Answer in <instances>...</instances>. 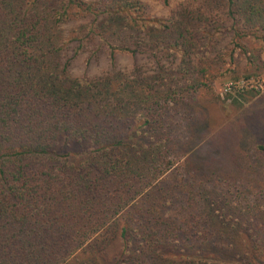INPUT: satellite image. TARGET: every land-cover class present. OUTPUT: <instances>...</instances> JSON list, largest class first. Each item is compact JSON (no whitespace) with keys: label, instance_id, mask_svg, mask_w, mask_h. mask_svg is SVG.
I'll return each instance as SVG.
<instances>
[{"label":"trees","instance_id":"trees-1","mask_svg":"<svg viewBox=\"0 0 264 264\" xmlns=\"http://www.w3.org/2000/svg\"><path fill=\"white\" fill-rule=\"evenodd\" d=\"M223 32L229 60L263 71L264 0H186L168 18L143 0H0V264H101L114 240L111 264H264V143L236 156L260 181L216 176L182 163L170 113L209 86L196 58ZM96 35L108 72L73 74ZM117 52L149 53L157 72L115 71ZM257 91L232 84L225 100Z\"/></svg>","mask_w":264,"mask_h":264},{"label":"rangeland","instance_id":"rangeland-1","mask_svg":"<svg viewBox=\"0 0 264 264\" xmlns=\"http://www.w3.org/2000/svg\"><path fill=\"white\" fill-rule=\"evenodd\" d=\"M143 1L147 4V10L151 15L168 18L186 0H168L167 3H164L163 0ZM219 12L216 16L225 18V15ZM224 22L230 24V19L227 18ZM93 23L91 27L95 26V22ZM79 24V21H72L63 25L60 34L63 36L68 35L71 31L77 29ZM88 41L89 43L85 44L79 54L72 59L71 72L75 75L90 76L102 75L108 72V51L103 46V41L97 35ZM254 42L255 40L250 44L252 48L259 47L261 44L260 41L259 43ZM212 46L214 52L209 53V56H203L201 52L203 60L201 61L199 55L196 58L197 64H195L198 69L199 67L201 69L205 68L202 80L211 79L209 86H201L193 96L180 102L176 107L177 111L180 110L177 115H175V109L171 110L173 112L170 111L173 118L177 117L183 120L182 125L181 120H179V128L181 129L180 131L178 129L177 134L182 148L178 150L183 153L181 161L183 163V160L187 159L194 166H200L203 170L212 169L216 176L217 174L220 176L222 174H225V176L227 174L229 176L242 175L243 177L249 176V179L251 177L255 178L258 182L261 180L262 171H259L257 176L253 173L249 175V171L243 170V168L240 170V163L236 156L239 150H244L245 154L251 156L253 160L260 157L255 144L264 143V69L261 72H256L253 67L245 64V59L242 57L234 56L233 61L229 60L228 54L234 45L231 42V35L225 36V32ZM94 51H97L96 55H93L87 63V58ZM261 55V60L264 62V53ZM220 56H222V59ZM161 62H164V67H167L166 70L171 73V68L174 65L172 57L162 59ZM133 69L138 70L142 76H152L157 72V64L149 53H137V55L132 56L117 52L113 70L130 72ZM246 69L247 71H245ZM249 71H253L257 75L243 80L242 75L247 74ZM232 84L236 86L248 84L249 88L255 86L258 91L255 96L249 97L247 95V99L243 101L242 105H234L225 100L228 87ZM186 112L187 120L191 116L189 124L186 122ZM177 118H175L176 122ZM242 142L247 143L244 146L245 149L241 148ZM81 149L82 147L71 148L73 152ZM119 250L120 240H114L108 245L102 257L100 256L101 264H111Z\"/></svg>","mask_w":264,"mask_h":264},{"label":"built area","instance_id":"built-area-1","mask_svg":"<svg viewBox=\"0 0 264 264\" xmlns=\"http://www.w3.org/2000/svg\"><path fill=\"white\" fill-rule=\"evenodd\" d=\"M228 89H229V87H228Z\"/></svg>","mask_w":264,"mask_h":264}]
</instances>
